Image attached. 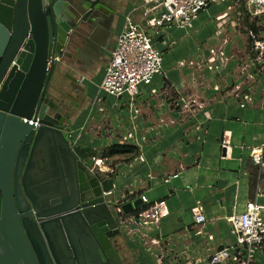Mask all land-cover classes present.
<instances>
[{
	"label": "crops",
	"instance_id": "obj_1",
	"mask_svg": "<svg viewBox=\"0 0 264 264\" xmlns=\"http://www.w3.org/2000/svg\"><path fill=\"white\" fill-rule=\"evenodd\" d=\"M142 1L118 0L112 33L115 41L126 15L131 13L134 21H142L140 10L131 11ZM233 2L221 0L211 3L200 14L193 33L170 28L161 29L154 36L156 47L169 57L167 68L163 69L165 75L157 76L148 86H141L135 100L140 112L134 115L141 138L138 152L133 158L122 154L109 156L118 170L125 172L129 182L125 189L140 191L151 203L164 199L168 213L159 226L147 230L142 239L133 240L124 236L127 262L209 264V257L215 250L227 249L229 255L226 260L214 264H264V244L260 248H235L236 238L230 232L228 222L232 214L244 210L248 200L259 205L264 217V170L253 164L250 157L252 148L264 144V73L250 70L249 82L242 85L241 90H235L238 76L234 68L241 58L247 57L248 46L234 22H227L226 30L217 31L214 35L216 43L210 47H222L225 57L215 58L204 47L214 21L219 22L222 12L230 17ZM193 38L198 39L201 45L196 46ZM192 52L195 57L190 58ZM226 58L228 63L222 70L221 64ZM191 59L215 62L218 71L203 73L191 69ZM68 60V66L73 68V59ZM102 61L103 66L98 63L93 71H83L81 83L89 87L88 97L83 98L72 122L67 125L74 130L73 138L81 127H84L82 133H90L86 140L82 135L78 139L77 148L84 151L89 146L96 152L104 151L112 144H128L118 132L125 129L123 123L128 125L130 113L126 97L120 100L121 110L113 104V109L119 110L115 116H119L117 119L122 128L103 122L88 125L94 114V110L90 112V101L94 99L109 63ZM103 98L104 102L108 101L105 96ZM192 100H196L202 108H195V104L191 106L190 103L187 111L179 108ZM102 106L105 113L109 112L104 103ZM85 110L88 111L87 117L75 125ZM103 131L107 143L105 140H93V136L101 137ZM222 147H226L225 155ZM131 162L132 168H129ZM175 173L177 176L169 183L163 182L164 176ZM254 173L258 177L251 188ZM137 179L139 182L136 184ZM194 208L203 211L206 217L204 224L194 223ZM155 238L160 239L159 245L151 243V239Z\"/></svg>",
	"mask_w": 264,
	"mask_h": 264
},
{
	"label": "water",
	"instance_id": "obj_2",
	"mask_svg": "<svg viewBox=\"0 0 264 264\" xmlns=\"http://www.w3.org/2000/svg\"><path fill=\"white\" fill-rule=\"evenodd\" d=\"M117 2L0 0V264H133L106 203L116 175L70 147L63 110L88 97L82 70L100 63Z\"/></svg>",
	"mask_w": 264,
	"mask_h": 264
},
{
	"label": "built area",
	"instance_id": "obj_3",
	"mask_svg": "<svg viewBox=\"0 0 264 264\" xmlns=\"http://www.w3.org/2000/svg\"><path fill=\"white\" fill-rule=\"evenodd\" d=\"M221 0H143L141 5L134 6L132 12L141 11V22H136L131 18V13L125 16L124 26L116 37L115 45L110 54L109 63L105 69V74L98 87L94 99L90 102V112L93 110L110 117L109 112L105 113L102 104L104 95L115 98L114 104L120 107V100L126 97L127 111L130 113L128 125L125 130L120 131L125 143L139 148L140 135L137 125L134 123V115L140 113L135 105V100L139 94L141 86H148L153 83L157 76H164L162 68V52L156 47L154 36L161 29L175 28L193 33L196 31V21L200 14L207 10L211 3H219ZM243 12L246 16L249 28L247 36L252 40V51L257 53L258 61H264V0H243ZM255 28V29H254ZM257 29V30H256ZM222 32V28H218ZM212 54L213 47L209 49ZM219 57H225L224 51L219 50ZM252 61V60H251ZM250 61V62H251ZM257 64L260 65V62ZM189 103L182 106L189 109ZM38 126V123H35ZM115 128V125L113 126ZM117 128H122L118 125ZM75 134L71 126H66V133L70 147L75 150L78 147V139L82 135V130ZM123 132V133H122ZM83 147V146H82ZM264 144L251 149L250 157L253 164L264 170L263 157ZM76 151V150H75ZM136 159L140 160L139 157ZM88 168L102 176L116 175L118 168L112 163L109 155H103L102 150L91 151L85 160ZM132 168V162L128 165ZM121 172V171H120ZM125 174V172H124ZM177 174L164 176L163 182L169 183ZM136 184L139 182L137 179ZM117 182H113V192L105 194L106 203L111 205L117 214V227L125 226V236L133 240H140L146 235L147 230L157 228L168 213L165 201L151 203L146 195L134 188L119 190ZM117 191V192H116ZM139 199V206L132 212L124 213L121 205L130 197ZM193 221L196 224H204L206 217L199 208L193 210ZM228 222L230 232L236 238V247L260 248L264 244V217L261 216L260 207L256 202L248 200L245 208L238 214H232ZM151 243L160 244V239H151ZM162 253V257L165 255ZM229 255L227 249L215 250L209 257V264L222 262Z\"/></svg>",
	"mask_w": 264,
	"mask_h": 264
},
{
	"label": "rangeland",
	"instance_id": "obj_4",
	"mask_svg": "<svg viewBox=\"0 0 264 264\" xmlns=\"http://www.w3.org/2000/svg\"><path fill=\"white\" fill-rule=\"evenodd\" d=\"M233 1L234 2H233L232 7L230 9V17L231 18L228 15H224L225 14L224 12H222L219 15V18H218L219 22L214 21V24H213L214 26H212V28H211V33H209L210 36L207 37V41L204 44V47L207 50H209V48L212 45H215L216 37L214 35L217 33L218 28L224 29L227 22H231V23L234 22L236 24L237 29H239V33L246 40V42H247L246 44L248 46L247 57H243V58L240 57L241 59L239 60L238 64H236V67L234 68V69H236V76H238V78H237L238 82L234 84V88L236 91H239V90H241L242 85H245L249 82L248 80H250V70L251 71L253 70L254 72H258V73H264V63L262 64L261 61H258L257 53L252 51V49H251L252 48V40H250L247 36V30L249 28V23H248L246 16H244L243 7H242L243 6L242 5L243 0H233ZM225 30H226V28H225ZM192 41L196 46L201 45V42H199L198 39H196V38H193ZM226 43H228V42H224V44H226ZM193 47H194V45H193ZM219 50H223V48L222 47L221 48H219V47L213 48L212 55L215 58L217 56H219L218 55ZM187 51L189 52L190 48L187 49ZM193 52H192V54L189 55L190 58L195 57V53H193ZM162 56L165 59V65H166V66H164V60H163L162 68L166 69L167 68V59H168L169 55H167V53H162ZM248 56H249V58H248ZM247 58H248V61L245 62V60ZM262 59L264 61V58H262ZM257 61L260 62V65L257 64ZM227 63H228V59L226 58L221 64V67L223 66L222 70L225 69ZM190 65L192 67L191 69L201 70L203 73L205 71L211 72V70L212 71H218V67L215 64V62L208 63L206 61H199L198 59H196V60L191 59ZM203 78H204V76H203ZM203 82L206 83V80H203ZM63 84L67 85L66 80H62V82L59 83V87L61 89H62ZM61 89H59V90H61ZM102 95H104L106 97V99H108V101L106 100V102H104V107L106 108V110H109V114L111 112H112V114H110V117H108V116L106 117L102 113L97 115V114H95V112H96V110H95L94 114L90 117V119L88 121V125L90 126L94 123H102L103 122V123H106V125H111V126H112V124H116V127H117L118 125H120V123H119V120L117 119V118H119V116L118 117L115 116V114H117L119 112V110L113 109V104L115 102V98L112 96H108L107 94H102ZM192 104H195V106H194L195 108H199V107L202 108V105L197 104L196 100H192L190 102V105L192 106ZM123 108H125V107H123ZM179 108L183 109L184 107L182 106ZM121 109L122 108H120V110ZM125 110L126 109H123V111H125ZM184 110L187 111L188 109L184 108ZM87 113H88V111L86 112V110L84 112H82L81 118L78 119V121H76L75 125H77L81 120L83 122L85 117H87L86 116ZM122 130L124 131L125 129H122ZM112 131L113 130H111V132ZM118 132H120V130H118ZM87 134H90V133L88 131H86V132L84 131L82 133V137L84 140H86L90 136ZM106 138L107 137H106L105 131H103L101 137L93 136V140H95L96 142H98L100 140L101 141L105 140V143H107L108 140ZM81 144H82V142H81ZM81 144L79 143V146H81ZM75 150L79 154L80 158H82L83 160H87V157L89 156V154H91L92 148L89 146V148H87L85 151L81 150L80 148H76ZM124 156L127 157V154ZM124 175H125L124 172H120V170H118L117 176H116V182L120 187L118 189L121 191L126 190L125 186L129 184V182L126 181V177ZM113 213L116 217L117 214L115 213L114 210H113ZM120 232L125 236V226L121 227Z\"/></svg>",
	"mask_w": 264,
	"mask_h": 264
},
{
	"label": "flooded vegetation",
	"instance_id": "obj_5",
	"mask_svg": "<svg viewBox=\"0 0 264 264\" xmlns=\"http://www.w3.org/2000/svg\"><path fill=\"white\" fill-rule=\"evenodd\" d=\"M114 37H115V35L111 34L109 42L107 43V46L105 47V51H104L103 57L101 58V61H100L101 65L100 66L104 65V62L102 60H107V61L110 60L109 59L110 53H111V50L113 49L114 43H115ZM116 37H117V35H116ZM82 71H87V70L84 69ZM84 99H83L82 95H79L76 99H74V100H76L77 105L74 104L75 102L72 101L71 99H67V101L64 102L63 110H66L67 112H69L71 115L74 116V114L76 113V110L79 108L81 102L83 103Z\"/></svg>",
	"mask_w": 264,
	"mask_h": 264
},
{
	"label": "trees",
	"instance_id": "obj_6",
	"mask_svg": "<svg viewBox=\"0 0 264 264\" xmlns=\"http://www.w3.org/2000/svg\"><path fill=\"white\" fill-rule=\"evenodd\" d=\"M137 152H138V147H136L134 145L116 143V144L110 145L108 148H106L104 151H102V154L103 155H110V156L118 155V154H122V155L127 154V155H129L130 158H133ZM254 171L257 172V169L255 168ZM256 174L254 173L255 180L252 181V185L250 186L251 188L255 186V181L258 177V176L256 177ZM163 200L164 199H162L161 201H163Z\"/></svg>",
	"mask_w": 264,
	"mask_h": 264
}]
</instances>
